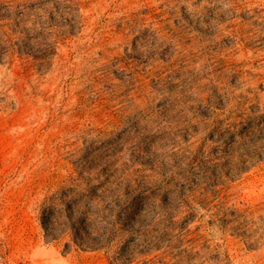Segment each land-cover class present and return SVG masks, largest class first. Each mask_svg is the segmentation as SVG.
<instances>
[{
  "label": "rangeland",
  "instance_id": "1",
  "mask_svg": "<svg viewBox=\"0 0 264 264\" xmlns=\"http://www.w3.org/2000/svg\"><path fill=\"white\" fill-rule=\"evenodd\" d=\"M262 114L264 0H0V264H264V160L221 152ZM114 177L149 189L111 246L50 237Z\"/></svg>",
  "mask_w": 264,
  "mask_h": 264
},
{
  "label": "trees",
  "instance_id": "2",
  "mask_svg": "<svg viewBox=\"0 0 264 264\" xmlns=\"http://www.w3.org/2000/svg\"><path fill=\"white\" fill-rule=\"evenodd\" d=\"M23 7L24 4L21 1L16 3L15 14L20 18L23 14ZM229 127L233 128L239 138H246V140L237 142L234 139L235 136L230 132L222 137L223 141L230 139L238 143V147H230L221 151L229 156L237 153L236 164L227 165L229 170L236 173L245 172L254 165V162L264 160V114L246 116L238 124L231 123ZM225 174L229 173L226 171ZM164 184L166 185H162L161 189L170 195L169 200L177 198L178 194H174L173 188L168 187L167 180L164 181ZM140 186L143 187V191L138 192L136 191L137 187H131L130 183L116 181V177H114L112 180L107 179L106 183L100 186L99 191H90L89 194L75 191L70 187L58 190L50 198L48 205L41 206L42 225L52 239L60 238L67 230L71 229L75 236L72 243L83 249L97 250L109 247L117 237L116 221L111 217L116 211L115 207L119 206L121 211H124L128 208V201L143 196L144 191L149 187ZM73 194L77 195V198L68 203L66 197L72 198ZM146 197L151 201L150 196ZM169 200L165 205L158 206L174 208V203ZM90 201L94 202L91 207L88 205ZM52 203L60 204L62 208L60 210L51 209L54 207Z\"/></svg>",
  "mask_w": 264,
  "mask_h": 264
}]
</instances>
